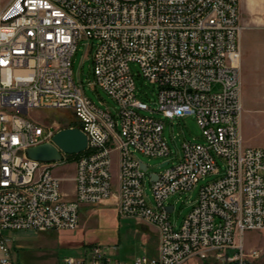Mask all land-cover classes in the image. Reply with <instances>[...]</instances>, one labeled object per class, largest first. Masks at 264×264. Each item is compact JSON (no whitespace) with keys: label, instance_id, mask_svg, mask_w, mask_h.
<instances>
[{"label":"built area","instance_id":"2783aa9c","mask_svg":"<svg viewBox=\"0 0 264 264\" xmlns=\"http://www.w3.org/2000/svg\"><path fill=\"white\" fill-rule=\"evenodd\" d=\"M240 0H0V264L14 257L13 233L74 229L84 206L115 197L121 217L153 224L157 255L131 264H232L243 255L244 233L264 228V146L241 133ZM81 40L92 65L90 84L118 106H98L73 76ZM159 86V111L194 114L205 142L186 140L180 161L148 172L139 153H170L164 121L136 94L130 63ZM215 86H219L215 88ZM68 109L77 123L43 124L30 113ZM78 127L86 149L41 161L28 149L53 142L62 128ZM118 156L117 183L113 155ZM76 155L74 197L57 163ZM141 160L147 169L141 166ZM165 166V165H164ZM157 173V179H152ZM154 197L146 192L147 176ZM201 186L177 227L167 200ZM173 205L170 212L168 206ZM119 245L93 244L61 264H129Z\"/></svg>","mask_w":264,"mask_h":264},{"label":"rangeland","instance_id":"374dc122","mask_svg":"<svg viewBox=\"0 0 264 264\" xmlns=\"http://www.w3.org/2000/svg\"><path fill=\"white\" fill-rule=\"evenodd\" d=\"M8 0H2V6ZM253 32L258 37V46L254 55L245 56L241 62V99L243 113L241 117V133L244 143L248 146H264V25H253ZM85 40H81L72 57L74 78H79L86 95L98 106L110 105L114 110L117 102L100 87L90 84L92 79V65L86 56ZM249 56V57H248ZM243 61V58L241 59ZM135 78L136 94L148 103L151 110L143 111L164 121V136L169 144L170 153L164 156H148L139 153L140 159L149 164L148 172H161L168 165L180 161L183 154V143L186 140L205 142L203 130L194 114L170 118L159 111L157 83L140 74L141 67L137 62L130 63ZM219 86H215L218 88ZM31 117L39 119L43 124L57 122L61 127L64 120L77 123L79 120L68 109H40L30 113ZM76 155L57 163L53 172L63 177L62 185L69 197H74L75 182L71 179L76 173ZM114 173L117 183L118 156L113 155ZM166 160L170 163L160 164ZM216 175L200 179L197 185L184 193H175L168 203L175 205L171 212V221L178 226L197 202L201 186L216 178ZM150 177L147 176L146 192L151 202H154L150 188ZM16 243V248H15ZM93 244L119 245L115 256L129 264L143 254L157 255L159 235L156 227L138 218L121 217L115 197L98 206H84L80 212V223L74 229L59 230H26L19 237L13 238L14 256L22 264H61L65 256L80 255L86 247ZM238 264H264V228L247 230L244 233L243 255Z\"/></svg>","mask_w":264,"mask_h":264},{"label":"water","instance_id":"95a60500","mask_svg":"<svg viewBox=\"0 0 264 264\" xmlns=\"http://www.w3.org/2000/svg\"><path fill=\"white\" fill-rule=\"evenodd\" d=\"M88 144L87 135L78 127H67L60 129L53 137V142H46L28 149V155L34 159L41 161H57L62 159L59 148L67 153L75 154L86 149ZM59 147V148H58ZM168 160L162 162L160 166H164ZM143 169H147V164L141 160ZM158 174L152 173V179H157ZM173 205L168 206L171 212Z\"/></svg>","mask_w":264,"mask_h":264},{"label":"crops","instance_id":"0c3cea01","mask_svg":"<svg viewBox=\"0 0 264 264\" xmlns=\"http://www.w3.org/2000/svg\"><path fill=\"white\" fill-rule=\"evenodd\" d=\"M239 10L240 21L242 24V30L239 36V44L243 58V61L241 60V62L243 63L247 54L252 58L256 57L253 54V51L255 47L258 46V37L256 33L250 29H252L253 25H264V0H240ZM22 232L24 231L22 230L13 233L14 238H18Z\"/></svg>","mask_w":264,"mask_h":264},{"label":"trees","instance_id":"16d2710c","mask_svg":"<svg viewBox=\"0 0 264 264\" xmlns=\"http://www.w3.org/2000/svg\"><path fill=\"white\" fill-rule=\"evenodd\" d=\"M232 264H237V262H235V263H232Z\"/></svg>","mask_w":264,"mask_h":264}]
</instances>
